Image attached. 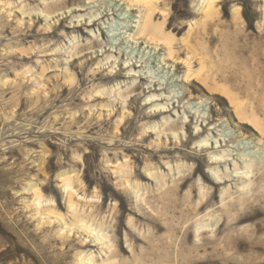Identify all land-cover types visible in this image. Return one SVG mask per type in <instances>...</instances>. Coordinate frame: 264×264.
Instances as JSON below:
<instances>
[{
  "label": "rangeland",
  "instance_id": "rangeland-1",
  "mask_svg": "<svg viewBox=\"0 0 264 264\" xmlns=\"http://www.w3.org/2000/svg\"><path fill=\"white\" fill-rule=\"evenodd\" d=\"M204 4L0 0V264H181L178 249L182 262L196 259L185 264H264V201L255 199L264 192V138L237 114L264 123L262 0H213L209 23ZM95 18L100 30L64 28ZM188 40L206 54L193 55ZM229 46L228 60L219 50ZM131 62L134 77L123 78L121 67ZM155 99L162 100L142 106ZM143 133L150 136L142 142ZM218 139L235 144L225 147L233 163L218 174L240 173L216 186L202 174L213 176L206 162ZM134 169L149 180L132 178ZM188 173L198 192L193 203L204 205L165 207L159 196ZM35 199L50 212L35 214Z\"/></svg>",
  "mask_w": 264,
  "mask_h": 264
},
{
  "label": "bare ground",
  "instance_id": "bare-ground-1",
  "mask_svg": "<svg viewBox=\"0 0 264 264\" xmlns=\"http://www.w3.org/2000/svg\"><path fill=\"white\" fill-rule=\"evenodd\" d=\"M145 1V0H144ZM205 1V4H204V10H203V12H202V17H203V19H208V23L211 21V20H213V18L215 17V16H217V9L215 8V6H214V4H213V0H204ZM80 10H82V9H80ZM79 11V10H78ZM262 12H263V15H264V0H262ZM238 12H235L234 13V16H233V18L234 19H236V20H238ZM101 17V16H100ZM65 18H67L66 16H64V19L63 18H61V21H60V23H59V25H61V23H62V21H64L65 20ZM101 20V19H100ZM103 20V19H102ZM208 23H203V26H206V25H209ZM81 26H83V27H86V28H90V27H94V26H99V18H95V19H90V20H88V21H85L84 23L82 22H80V23H73V24H71V25H66L64 28L66 29V30H71V31H81ZM134 26V25H133ZM132 28V27H131ZM98 29L100 30V28L98 27ZM134 31V30H133ZM142 31H139L138 30V33H141ZM224 43V42H223ZM228 43V42H227ZM226 44V43H225ZM223 45V44H222ZM187 46H188V48H189V50H190V52L193 54V55H199V53L198 52H201V53H205V50H204V48L202 47V46H200L199 44H193V43H191L190 42V40H188L187 41ZM204 46V45H203ZM230 47V46H229ZM221 47L222 49L221 50H219L220 52H221V55L224 57V58H226V59H230V58H232L234 55H235V48L234 47ZM39 52H42V51H39ZM219 52V53H220ZM26 54H30V53H26ZM206 54V53H205ZM27 57H22V59H26ZM200 61H201V59H200ZM136 62V61H135ZM200 64V68L201 67H203L202 66V63L200 62L199 63ZM110 67V66H109ZM78 68L80 69L79 70V72H83V70H82V68H80V66H78ZM135 70V67L133 66V63L131 62V64H129V63H127V64H124L122 67H121V72L123 73V78H132V77H134L133 75H131L130 74V72H132V70L133 69ZM82 70V71H81ZM78 72V71H77ZM121 72H118V76H120L119 74L121 73ZM136 72V71H135ZM99 74H100V71H96V73H93V74H91L90 76L91 77H95V76H99ZM209 74L208 73H205V75H204V80H202V81H206L207 79H208V76ZM141 78V77H140ZM83 79L81 80V82L83 83ZM214 88H215V86H214ZM64 90H67L68 91V93H74V91H75V88H73V87H70V86H68V87H64ZM79 90V89H78ZM220 91V93H221V91L224 93V96L226 95L227 97V99H229L230 100V102L231 101H234V102H236V101H238V98L234 95V93H231L228 89H226V88H222L221 90H219ZM66 94V93H65ZM222 94V93H221ZM158 96V95H157ZM94 99H98V98H95V97H93ZM160 98H161V96H160ZM164 98V97H163ZM162 98V99H163ZM162 99H155L154 101H144L143 102V104H142V106L144 107V108H149V107H151V106H153V105H156V103L157 102H161V100ZM42 100V99H41ZM133 101H136V99H132ZM151 100H152V98H151ZM72 101H73V99H72ZM44 104V103H43ZM174 107V106H173ZM238 111V110H237ZM167 112H169V109H168V107H167V109H164V108H155V109H153V110H151V111H149L148 113H146V114H142V117L141 118H145V119H151V118H156L157 116H161V115H163V114H165V113H167ZM41 113V112H40ZM46 113V112H45ZM237 113V112H236ZM238 114V118L239 119H241V120H246V121H248L249 123H251V125L254 127V129H256V131L261 135V137L262 138H264V123H262V122H259L258 120H257V118L255 117V116H253V115H251V117H246L243 113H242V110H241V113L239 112V113H237ZM35 115H36V113H35ZM71 123V122H70ZM71 126V125H70ZM87 127H90V125H88ZM94 127H96V125H92L91 127H90V129L89 130H92ZM121 129V128H120ZM30 133V132H29ZM123 133V132H122ZM146 136L148 137V136H150V134L148 133L147 135H146V133H143V134H141V139H140V141H145V139H146ZM213 136H215V135H213ZM214 138V137H213ZM219 138V137H218ZM66 139V138H65ZM74 140V139H73ZM83 140H85L86 141V144H87V146L88 147H92V148H96L97 146H96V143L94 142V141H92V140H87V139H83ZM72 141V140H71ZM211 141V140H210ZM218 143L220 144H218L219 145V147H214L215 149H213V147L210 145V147H207L206 145H204V144H199L198 145V147H199V149H200V151H203V150H211V149H213L211 152V154H212V156H210L209 158H208V161L206 162V165H207V168L208 169H211L212 171H213V176H212V178L210 177V176H207V175H205V174H202V178L204 179V180H206V181H210V183H212L213 185H216V186H218V185H225L226 183H228V182H230V181H232L233 179H235V175L237 174V173H240V172H236V174L234 175H232V174H229V173H224V172H222L221 174H218V171H219V169L218 168H221V167H224L225 169L227 168V165H230V162H232V160L230 159V157H228V155L230 156V152H229V150L230 149H228V151H227V149H225V147H227L228 148V146H230L229 144L227 145V143L225 142L226 140H219L218 139ZM232 141V140H231ZM224 142V144H222V143ZM228 142H230V141H228ZM104 144V143H103ZM107 144H109V143H107ZM214 146H215V144H213ZM235 145V144H234ZM233 145V146H234ZM99 146V145H98ZM137 146H139V147H141L139 144H137ZM216 146H217V144H216ZM233 146H230V147H233ZM66 147H68V146H66ZM58 148H60L59 146H58ZM57 148V150H59ZM234 148V147H233ZM124 149L125 150H130L131 149V146L129 145H125V147H124ZM124 150V151H125ZM229 152V154H226L227 152ZM63 152V151H62ZM68 152V151H67ZM162 152H165V153H167V152H169V151H167L166 149H162ZM63 154V153H62ZM234 155H235V153H233ZM61 155V154H60ZM118 155V154H117ZM232 155V154H231ZM86 157L87 156H89L88 155V153H86V155H85ZM133 157V159L134 160H136V161H139V159H138V157L137 156H132ZM153 157H155V155H152V156H150V158H153ZM183 157L184 158H188L189 157V154H187V153H183ZM88 158V157H87ZM234 158V157H233ZM238 158V157H237ZM239 159V158H238ZM159 160V159H158ZM236 162V161H235ZM238 162H240V160H238ZM233 163V162H232ZM243 163V162H242ZM241 163V164H242ZM244 163H246L245 161H244ZM236 164V163H235ZM244 165V164H243ZM258 165V164H257ZM229 167V166H228ZM232 166H230V168H231ZM244 167V166H243ZM233 169H234V167H232ZM244 168H246V166L244 167ZM248 168V167H247ZM223 169V168H222ZM239 169V168H238ZM238 169H237V171H238ZM249 169V168H248ZM248 169H247V171H248ZM224 170V169H223ZM231 170V169H230ZM241 170V169H240ZM244 170V169H243ZM195 171L193 170V173H194ZM233 172V171H232ZM243 172V171H242ZM245 172V171H244ZM133 174H132V178H136V179H141V180H149V178L146 176V175H143L141 172H139V170H137V169H134L133 170V172H132ZM193 173H188V174H186V175H184V176H182V177H180L179 179H180V183H178L177 185H173L172 187H170L166 192H164L161 196H159V199L162 201V204L165 206H167V207H169V206H171V205H174V206H177V205H181V203L183 204V203H185V202H192V205H191V211L192 210H199L203 205H204V202H200V203H193V198H195V197H197L198 196V192H197V190H196V186H195V184L193 183V182H190V180L192 179V176H193ZM231 173V172H230ZM234 173V172H233ZM248 173V172H247ZM147 174V173H146ZM148 175V174H147ZM239 175V174H238ZM237 175V176H238ZM249 176V175H248ZM126 177H131V175H129V174H126ZM239 179H241L240 177H239ZM243 179V178H242ZM135 180V179H134ZM258 181V180H257ZM263 181V180H262ZM244 182V181H243ZM123 183H125V181H123ZM122 183V184H123ZM188 188L189 190H190V192L189 193H183V194H181V191H182V189L183 188ZM259 194H257V195H255V199L256 200H261V201H264V192H258ZM117 198H118V196H117ZM33 205H34V210H32L33 212H35V214L36 213H38V211H36V210H39L40 211V213L41 214H44V212L46 211L47 213H49L50 212V209L51 208H46V207H48V206H46L45 207V205H44V207H45V209H44V207L42 206V205H40V202H39V200L38 199H35V200H33ZM248 203V202H247ZM190 205V204H189ZM165 206V207H166ZM249 206V203L245 206V208L246 207H248ZM170 208V207H169ZM172 208H173V206H172ZM245 208L244 209H242V210H238L237 212H236V216H235V220H242L243 218H244V215H243V213H244V210H245ZM190 209H188V208H186V209H180V215H182V217L184 216V214H187L186 212H188V211H190ZM176 212V211H175ZM173 214H174V211L172 212ZM179 213V212H178ZM35 214H32V215H35ZM45 215H46V213H45ZM172 215V214H171ZM169 217V216H168ZM177 217V216H176ZM174 218V217H173ZM50 219V218H49ZM54 219L56 220H59V218H57V217H54ZM184 219H185V217H184ZM178 220V219H177ZM171 221V220H170ZM180 220H178V222H179ZM58 222V221H57ZM167 222V221H166ZM51 222L50 221H44V222H41L40 224L43 226L44 224H50ZM53 223V222H52ZM172 223V222H171ZM175 223V222H174ZM161 225V224H160ZM157 227H159V226H157ZM62 228H63V226H62ZM61 228V229H62ZM66 228V227H65ZM166 228L168 229L167 231H170L171 232V234L173 235V233L176 231V228L172 225V224H170V223H168L167 225H166ZM179 232H180V230H179ZM178 233V232H177ZM190 233H193V232H191L190 231ZM189 235V234H188ZM184 239H186L185 238V236H184ZM160 242V246L165 250V251H167V249H169L171 246H170V244H168L166 241H162V240H160L159 241ZM99 243H95V244H93V245H87V244H84V243H79L78 245L80 246V247H86V246H94V247H96L97 245H98ZM155 247L156 246H154V245H150V250L152 251V252H154V251H156L155 250ZM178 252L180 253L179 255H180V263L181 264H185L184 263V261H194V262H196V259L195 258H193V259H191V258H183V262L181 261V258L184 256L183 254H182V251H180V249H178ZM164 254V256L165 255H167L168 256V254H166V252L165 253H163ZM167 256H166V258H167ZM186 257V256H185Z\"/></svg>",
  "mask_w": 264,
  "mask_h": 264
}]
</instances>
